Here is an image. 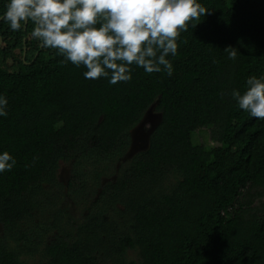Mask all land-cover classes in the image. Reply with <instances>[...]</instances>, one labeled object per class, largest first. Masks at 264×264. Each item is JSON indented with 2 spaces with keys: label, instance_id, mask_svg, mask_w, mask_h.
<instances>
[{
  "label": "trees",
  "instance_id": "trees-1",
  "mask_svg": "<svg viewBox=\"0 0 264 264\" xmlns=\"http://www.w3.org/2000/svg\"><path fill=\"white\" fill-rule=\"evenodd\" d=\"M200 2L172 76L133 68L114 85L61 65L31 21H0V151L16 159L0 174V264H264V120L230 95L264 74V0ZM152 106L148 147L116 167Z\"/></svg>",
  "mask_w": 264,
  "mask_h": 264
},
{
  "label": "clouds",
  "instance_id": "clouds-1",
  "mask_svg": "<svg viewBox=\"0 0 264 264\" xmlns=\"http://www.w3.org/2000/svg\"><path fill=\"white\" fill-rule=\"evenodd\" d=\"M207 12L200 0H6L0 21L11 31L31 21V38L56 50L61 65L83 67L85 79L114 85L130 82L133 68L172 76L181 33ZM224 51L237 58L235 48ZM230 95L240 110L264 120V74L248 76L245 90ZM7 115L8 99L0 94V117ZM15 165L10 152L0 151V174Z\"/></svg>",
  "mask_w": 264,
  "mask_h": 264
},
{
  "label": "rangeland",
  "instance_id": "rangeland-1",
  "mask_svg": "<svg viewBox=\"0 0 264 264\" xmlns=\"http://www.w3.org/2000/svg\"><path fill=\"white\" fill-rule=\"evenodd\" d=\"M161 121V114L159 112H156L153 109V106L146 112L145 116L141 120L140 123L136 125L131 131L132 133V141L130 148L125 153V155L121 158V160L117 163L116 167H119L121 163H125L129 159H131L136 153H138L141 150H144L149 145V139L150 134L152 130L155 128V126ZM201 135H196L195 139L199 140ZM207 137V136H206ZM68 164H63L59 170V178L60 181L65 185L68 182V179L71 174V169H69ZM116 178V175L113 177ZM62 205H65L68 207L69 211L77 217L78 219H82L83 215L87 212V203H80L78 205L77 203L73 202L72 200L68 199L67 201L63 202ZM46 218L51 217V214L45 215ZM0 232H1V224H0ZM131 258H135V255L131 253L129 255ZM29 263H34V261H39V256L35 257H26Z\"/></svg>",
  "mask_w": 264,
  "mask_h": 264
}]
</instances>
